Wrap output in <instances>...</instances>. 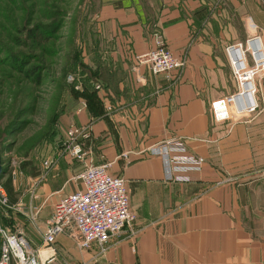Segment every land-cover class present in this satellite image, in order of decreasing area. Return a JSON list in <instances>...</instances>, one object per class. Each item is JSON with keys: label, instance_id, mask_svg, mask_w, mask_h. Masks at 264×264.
<instances>
[{"label": "crops", "instance_id": "0c3cea01", "mask_svg": "<svg viewBox=\"0 0 264 264\" xmlns=\"http://www.w3.org/2000/svg\"><path fill=\"white\" fill-rule=\"evenodd\" d=\"M126 1L98 16L92 62L84 65L93 76L82 86L88 107L75 122L91 127V155L125 166L137 216L104 255L77 252L76 263L264 264V79L250 118L217 123L211 111L236 88L225 46L243 42L252 24L264 45V0ZM158 47L185 58L186 68L170 76L135 70L136 56ZM173 138L206 159L202 174L163 181L162 161L148 150ZM225 174L237 180L218 185ZM57 241L46 259L71 243L64 235Z\"/></svg>", "mask_w": 264, "mask_h": 264}, {"label": "rangeland", "instance_id": "374dc122", "mask_svg": "<svg viewBox=\"0 0 264 264\" xmlns=\"http://www.w3.org/2000/svg\"><path fill=\"white\" fill-rule=\"evenodd\" d=\"M118 1L121 0H0V184L11 178L19 198V203L10 207L0 187L4 195L0 194V255L4 233L15 232L29 254L37 251V264H50L49 260L77 264L76 253L86 250L78 249L69 237L67 250L46 259L44 251L59 248L58 241L46 245L43 232L56 202L63 194L77 190L76 178L88 164L108 165L109 171L117 168L114 175L123 178L129 190L134 216L131 227L136 221L138 194L135 183H129L122 174L125 166L91 155L85 146L90 144L91 127L75 122L86 100L82 99V86L93 79L90 68L84 65L87 60L92 62L98 16L104 6ZM138 3L143 7L146 0ZM31 31L43 33L44 38L34 41L29 36ZM229 45L225 46L226 56ZM76 128L88 130L89 134L77 140L87 153L82 160L74 158L65 143L68 132ZM236 177L225 174L217 184L235 182ZM55 184L60 185L59 192L50 195Z\"/></svg>", "mask_w": 264, "mask_h": 264}, {"label": "built area", "instance_id": "2783aa9c", "mask_svg": "<svg viewBox=\"0 0 264 264\" xmlns=\"http://www.w3.org/2000/svg\"><path fill=\"white\" fill-rule=\"evenodd\" d=\"M251 28L253 33L243 42L227 47L236 88L233 94L211 104L217 123L250 118L259 109L257 93L258 83L264 79V45L258 26L252 24ZM136 61L135 70L145 67L155 76L179 74L187 64L185 58L175 56L166 47L137 55ZM70 82L74 79L70 78ZM86 108L83 101L78 112ZM88 137V130L76 128L68 132L65 143L74 158L82 160L87 156L77 140ZM148 155L162 161L164 182H173L179 175H200L204 170L205 159L191 153L181 139L164 140L150 148ZM76 180L79 189L61 196L56 202L44 227L43 240L46 245H53L59 236L64 235L71 238L78 249L95 248L104 255L134 221L127 183L123 178L110 174L108 165L93 164L86 165ZM0 194L4 197L1 188ZM4 235L0 264H12V260L15 264H37V251L29 254L17 233Z\"/></svg>", "mask_w": 264, "mask_h": 264}, {"label": "trees", "instance_id": "16d2710c", "mask_svg": "<svg viewBox=\"0 0 264 264\" xmlns=\"http://www.w3.org/2000/svg\"><path fill=\"white\" fill-rule=\"evenodd\" d=\"M30 38L34 41H40L44 38L43 33H36L35 31H31L29 34ZM85 68V66H84ZM83 85V83H82ZM81 92V91H80ZM88 107V105H87ZM0 187L3 188L8 196L7 202L10 207H13L19 203L18 195L14 191L12 179L10 178L7 182L0 184Z\"/></svg>", "mask_w": 264, "mask_h": 264}, {"label": "water", "instance_id": "95a60500", "mask_svg": "<svg viewBox=\"0 0 264 264\" xmlns=\"http://www.w3.org/2000/svg\"><path fill=\"white\" fill-rule=\"evenodd\" d=\"M0 172H1V161H0Z\"/></svg>", "mask_w": 264, "mask_h": 264}]
</instances>
